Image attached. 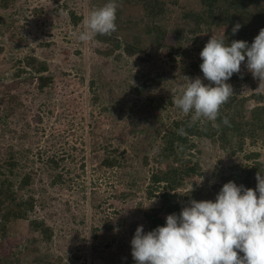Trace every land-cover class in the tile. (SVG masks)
<instances>
[{
  "label": "rangeland",
  "instance_id": "1",
  "mask_svg": "<svg viewBox=\"0 0 264 264\" xmlns=\"http://www.w3.org/2000/svg\"><path fill=\"white\" fill-rule=\"evenodd\" d=\"M105 4L104 0H11L10 7L0 6V116L6 117L9 106L15 107L5 119L7 125H0V165L10 150L31 148L21 164L24 170H34V181L20 189V174L0 177L8 176L19 197L33 198L35 203L29 219L11 221L0 232V259H7V264H136L131 227L145 226L149 215L166 218L180 213L159 209L160 193L169 189L166 183L157 184L152 197L149 191L153 172L169 165L160 160L163 136L175 120L185 117L174 99L188 78L210 83L200 69V45L188 46L190 55L183 49L169 54L150 42L145 52L131 57L117 58L119 51L107 54L112 43L97 35L87 42L79 39L88 12ZM129 6L126 10L136 20L145 16L141 6ZM169 6L180 11L176 4ZM70 12L81 20L74 23ZM173 18L175 13L163 25L168 30L175 25ZM223 33L220 29L212 37ZM174 38L168 31L167 44H175ZM26 58L47 65L45 75L52 76L48 87L39 88V75L24 65ZM227 83L233 95L264 96V83L253 78L245 61ZM257 104L252 99L251 105ZM195 142L201 152L196 149L181 160L200 168L177 191L182 208L189 204L190 190L198 192L196 201L215 202L225 184L220 176L228 175L231 166L252 165L246 152H259L264 164L260 144L234 153L206 139ZM39 152L45 161L52 155L63 158L64 169H44L47 162L38 161ZM113 158H117L114 167L103 164ZM60 173L63 177L57 182ZM36 219L44 221L48 233L31 229L30 220Z\"/></svg>",
  "mask_w": 264,
  "mask_h": 264
},
{
  "label": "trees",
  "instance_id": "2",
  "mask_svg": "<svg viewBox=\"0 0 264 264\" xmlns=\"http://www.w3.org/2000/svg\"><path fill=\"white\" fill-rule=\"evenodd\" d=\"M108 3V0H104ZM118 4L116 12L117 30L110 36L97 35L100 41L110 44L107 54L119 51L117 58L126 56H134L136 53L145 52L153 43L156 47L170 51L169 54H175L177 50L183 49L185 55H190L192 46H199V53L204 48L206 41L213 36L216 31L224 29L222 37L228 45L234 40L246 41L249 46L259 31L264 28V0H187L186 5L180 4V0H116ZM178 5L180 11L170 9L169 5ZM11 0H0V6L3 8L10 7ZM126 5L141 6L145 16L136 20L126 10ZM129 6V7H130ZM167 10V15H166ZM175 13V25L168 30L164 25L166 21L172 19ZM165 14V15H164ZM74 12H70V17L74 23L81 20L77 18ZM125 16L126 18H123ZM239 23L241 28L234 35L233 27ZM142 25V27H141ZM174 34L175 44H167V32ZM3 49L0 47V55ZM246 62V60H245ZM24 65L30 67L38 73V85L40 89L48 87L52 81V76L45 75L48 72L46 64L39 63L34 58H26ZM24 69V68H23ZM19 70L18 76L24 71ZM25 70V69H24ZM248 79V77H246ZM95 83L92 82V85ZM142 92V90H135ZM12 98V97H11ZM10 101L13 102L14 98ZM252 99H256L257 105H251ZM264 101L263 94H255L254 96L232 95L229 101L220 109V114L216 121H207L203 118L193 120L192 114L175 120L172 128L167 131L164 136L165 147L161 150L160 160L162 162L169 161V165L164 169L153 172L151 176L152 186L150 188V196L155 195L156 185L166 183L169 189L160 193L159 209L167 214L171 211L180 212L182 207L181 196L177 194L179 188L184 187L188 178L199 174V165L194 163L189 166L186 162L181 161L191 151L198 149V140H208L221 150L232 151L234 153L246 151L248 144H260L264 148ZM15 107L6 109V117L13 113ZM6 117L0 116V125L6 126ZM227 118L228 124L223 121ZM32 152L31 148H23L20 151L10 150L2 165H0V176L4 174H20L19 188L23 189L31 185L34 181V170H24L22 161ZM40 153V152H39ZM245 159L251 161L249 166H231L230 172L226 176H220L224 183L229 181L235 182L238 186L243 185L245 188H256V174L260 172L264 175V164L260 161L259 152L245 153ZM40 162L46 163L44 169L51 171L52 169H60L63 158L56 155L48 156L47 160L43 159V153L37 154ZM148 163V157H145ZM172 161V163L170 162ZM117 158L106 159L103 164L107 167H114ZM20 168L22 172L16 173V169ZM222 169V168H219ZM47 171V173H48ZM222 173L223 169H222ZM245 174V176L243 175ZM218 175V174H217ZM63 174L55 176L57 182L61 181ZM198 192L190 190L186 196L187 201L193 200ZM172 207H171V206ZM35 203L33 198L24 200L18 195L16 185L8 176L0 177V232L6 231V224L11 221L29 219V213L34 210ZM168 208V209H167ZM166 209V210H165ZM159 210V211H160ZM160 213V212H159ZM144 232L147 233L158 226L166 225L164 216H151L146 219ZM31 229L34 231L41 230L48 233V229L44 230L45 223L42 220H30ZM138 223L131 227L132 240ZM4 234V233H3ZM49 238L50 236L47 235ZM243 256V253H239ZM0 264H7V259H0Z\"/></svg>",
  "mask_w": 264,
  "mask_h": 264
},
{
  "label": "clouds",
  "instance_id": "3",
  "mask_svg": "<svg viewBox=\"0 0 264 264\" xmlns=\"http://www.w3.org/2000/svg\"><path fill=\"white\" fill-rule=\"evenodd\" d=\"M117 8L116 0H108L103 7L91 9L79 39L87 42L96 35L115 32ZM240 28L237 23L232 33ZM199 55L203 77L210 83L205 85L200 77L188 78L187 86L174 99L176 107L185 116L191 113L193 120H217L221 107L233 95L227 81L240 72L245 60L253 78L264 83V28L250 46L246 41L234 40L228 45L211 37ZM223 122L229 123L227 118ZM255 178V189L229 181L215 202L190 200L179 215L166 217L165 226L147 233L138 226L131 240L136 264H264V175L257 172Z\"/></svg>",
  "mask_w": 264,
  "mask_h": 264
}]
</instances>
